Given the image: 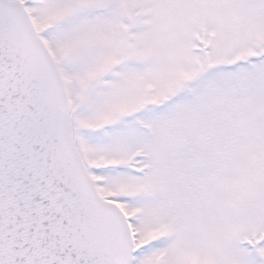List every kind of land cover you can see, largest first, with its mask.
<instances>
[{
  "label": "snow or ice",
  "instance_id": "6c2138e0",
  "mask_svg": "<svg viewBox=\"0 0 264 264\" xmlns=\"http://www.w3.org/2000/svg\"><path fill=\"white\" fill-rule=\"evenodd\" d=\"M0 264H264V0H0Z\"/></svg>",
  "mask_w": 264,
  "mask_h": 264
}]
</instances>
